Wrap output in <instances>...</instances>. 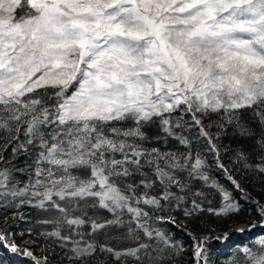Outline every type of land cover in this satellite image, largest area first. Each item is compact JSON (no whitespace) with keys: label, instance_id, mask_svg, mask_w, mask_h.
<instances>
[{"label":"snow or ice","instance_id":"snow-or-ice-1","mask_svg":"<svg viewBox=\"0 0 264 264\" xmlns=\"http://www.w3.org/2000/svg\"><path fill=\"white\" fill-rule=\"evenodd\" d=\"M0 252L264 264V0H0Z\"/></svg>","mask_w":264,"mask_h":264},{"label":"trees","instance_id":"trees-1","mask_svg":"<svg viewBox=\"0 0 264 264\" xmlns=\"http://www.w3.org/2000/svg\"><path fill=\"white\" fill-rule=\"evenodd\" d=\"M253 195H256V193L253 192ZM205 219H206V222H207V226L209 228L215 227V230L218 233H223L224 231H226L227 230V227H228V224L231 223L229 221V222L225 223L223 225V227H219V226H217V223L218 222H217V219L215 217L209 216V217H206ZM191 230L194 231L196 235H202L203 234L202 232H200L199 230H197L195 227H193ZM185 241L186 242L188 241V238L186 236H185ZM222 247L223 246L222 245H219V244H217V245L214 246V249H213V259H215L216 256H218L220 254V249ZM224 251H225V254H226L228 250L227 249H224ZM0 256H2L4 258L5 264H12L13 261H16V260L19 259L18 257L13 256L11 253H6V252H0ZM218 264H219V262H218Z\"/></svg>","mask_w":264,"mask_h":264}]
</instances>
